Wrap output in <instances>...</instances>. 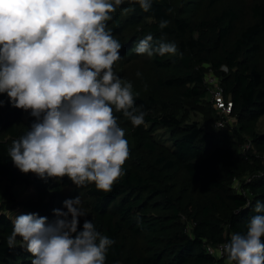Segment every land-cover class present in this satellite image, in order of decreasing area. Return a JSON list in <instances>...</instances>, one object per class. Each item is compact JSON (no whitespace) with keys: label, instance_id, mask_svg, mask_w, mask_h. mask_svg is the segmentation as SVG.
<instances>
[{"label":"trees","instance_id":"16d2710c","mask_svg":"<svg viewBox=\"0 0 264 264\" xmlns=\"http://www.w3.org/2000/svg\"><path fill=\"white\" fill-rule=\"evenodd\" d=\"M189 1L152 0L151 9L145 12L134 0H125L111 14L107 27L123 41L136 36L132 45L151 34L154 45L162 41L177 46L175 55L150 57L159 88L172 97L200 100L207 96L204 64L212 66L221 77L224 101L232 103L230 113L238 128L229 134L223 129L207 131L196 121L184 123L175 105L171 111L153 114V104L171 96L164 97L161 92L149 101L133 94L135 106L145 113V123L136 126L139 146L128 145L123 175L110 191L98 190L90 183V211L80 218L81 229L88 219L97 231L114 240L105 264H226L225 258L208 253L206 245H218L227 242L232 233L245 232L248 221L257 214L256 202L264 203V165L259 155L264 151V133L256 131L264 116V71L250 61L251 54L260 50L257 40L264 39V0L252 8L257 21L238 29L231 42L228 37L237 18L234 11L224 10L215 20H207L187 10ZM198 1L205 0L194 2ZM129 11L133 16L125 19ZM161 20L168 21L167 27L159 28ZM225 22L228 24L223 27ZM206 28L216 33L210 40L203 35ZM131 30L134 33L130 34ZM132 51V47L123 49L120 59L133 58ZM0 101L4 102L0 105V178L32 186L35 198L26 201L25 207L52 220L53 209H63L68 189L76 185L67 176L44 180L14 166L7 150L26 133L21 123L25 110L12 107L6 93H0ZM117 114L131 124L122 112ZM34 120L29 115L30 125ZM159 129L169 132L170 144L156 138ZM248 141L258 153L248 148L241 151ZM249 171L252 179L242 180L241 190H236L235 181ZM191 206L195 210H190ZM184 216L193 223L192 228L183 221ZM12 228V218L0 213V234H10ZM127 239L135 242L137 249L133 250ZM14 258L23 259L24 264L33 259L19 246L9 249L6 239H1L0 264Z\"/></svg>","mask_w":264,"mask_h":264},{"label":"clouds","instance_id":"9594fccd","mask_svg":"<svg viewBox=\"0 0 264 264\" xmlns=\"http://www.w3.org/2000/svg\"><path fill=\"white\" fill-rule=\"evenodd\" d=\"M123 2L0 0V93L35 117L7 150L22 173L44 180L67 176L77 187L94 183L105 192L123 175L129 147L114 111L133 126L145 123L132 83H122L113 71L122 45L107 22ZM134 2L145 12L152 7V0ZM167 25L161 20L159 28ZM134 50L175 55L177 46L154 45L149 34ZM63 206L53 209L52 220L37 213L15 216L8 248L19 245L33 257L31 264H105L114 240L91 220L79 227L86 217L79 196ZM254 211L246 231L232 233L223 244L226 264H264V203L257 201Z\"/></svg>","mask_w":264,"mask_h":264},{"label":"rangeland","instance_id":"374dc122","mask_svg":"<svg viewBox=\"0 0 264 264\" xmlns=\"http://www.w3.org/2000/svg\"><path fill=\"white\" fill-rule=\"evenodd\" d=\"M194 1L195 0H190L188 3H186L185 7L187 8V10L191 11L194 16H198L199 18L215 20L216 16L221 15L224 10L228 9L236 13L237 18L232 23L234 28L231 31L230 36L228 37L229 42L233 40L234 34L238 29L244 28L257 21V19H255L253 16L252 8L255 4H261L263 2V0H205L203 2ZM133 14L134 13L132 11H129L124 18L128 19V17L133 16ZM134 24L136 23L134 22ZM227 24L228 22H225L222 26L225 27ZM129 26L130 25H128V27ZM132 33H134L133 30H131L130 34ZM203 35L210 40L216 35V33L213 29L206 28L205 30H203ZM113 37L121 43V51L125 48L131 47L133 49V58L119 59L114 63L113 71L120 78L121 82H131L132 93L137 94L141 97H145L149 101H154V98L161 92L163 93L162 96H169L170 92L160 89L156 82L155 74L152 71L150 56H148L147 54L139 55L135 52L134 49L137 46V43L132 45V42L135 41L137 37L130 36L125 41L121 40V37H119L118 35L114 34ZM123 42L124 44H122ZM257 43L260 46V50L255 51L253 54H251L250 61L251 65L256 66L261 71H264V39L259 38L257 40ZM243 56L244 55H242L241 58H243ZM226 69L227 68L224 67V70ZM204 71L209 87L207 96L198 100L195 98L183 99L179 96L172 97V95H170L171 97L166 98L164 102L159 101L154 103L151 113L159 115L166 110L171 111L172 105H175L179 108V118L184 123H191L196 121L207 131H220L221 129L218 127L217 122L219 119H224L227 127L223 128V131L228 132L229 134H233L238 128L236 117L229 113L226 108L219 107L218 103L216 102L217 91L220 90L219 84L221 82V77L217 73V71H215V69H213L209 64H204ZM137 72L141 73V75L137 76ZM29 115L30 110L25 111L21 121L23 130L25 132H27L31 127V125L28 123ZM114 115L117 117V122L120 127H122L125 131V139L128 141V145H130L132 148H137V146H139V137L136 133V126L123 121V119L115 111ZM256 131L264 133V116L259 119L256 125ZM155 136L156 138L162 140L163 143H171L170 134L166 129H159L156 132ZM249 137L250 136H247L248 139H251ZM247 148L249 150H252V152L254 153H258L256 148L251 144L249 147H246L245 145L242 146L241 151L245 152ZM142 155L147 156L145 152H142ZM259 155L261 160L260 164L264 165V151H262V153H259ZM251 172L252 171H249L246 175L235 181L234 186L236 190H241L240 185L242 180L247 181L252 179ZM89 186L90 184L82 187L72 186L66 193L67 199L79 196L81 207L86 214L90 211V200L87 196V190ZM35 192L36 191L32 186H26L19 183L10 184L0 178V213L8 214L12 218V220L17 215L31 213L25 207L24 203L26 201L34 199ZM190 210L195 209L191 206ZM183 221L187 222L189 228L193 227V223L189 222L187 216L183 217ZM8 235L9 234H0V240H7ZM17 239L19 241L20 238L18 237ZM127 243H129L133 250L137 249V244L132 240L127 239ZM22 262L24 264L23 259H9V263L11 264H22Z\"/></svg>","mask_w":264,"mask_h":264},{"label":"built area","instance_id":"2783aa9c","mask_svg":"<svg viewBox=\"0 0 264 264\" xmlns=\"http://www.w3.org/2000/svg\"><path fill=\"white\" fill-rule=\"evenodd\" d=\"M216 102L218 103L219 107L226 108L227 111L230 113L231 108H232V103L230 101H227V102L224 101L221 88H220V90L217 91ZM217 125H218V127L220 129H223V128L227 127L226 122L224 121V119H219L218 122H217ZM245 146L249 147L250 146V142L245 143ZM224 243H226V242H222V243H220L218 245H212V244L208 243L206 245L207 252L212 254V255H214V256H218L220 258H222V257L225 258L226 256H223L221 254V250H222V247H223Z\"/></svg>","mask_w":264,"mask_h":264}]
</instances>
